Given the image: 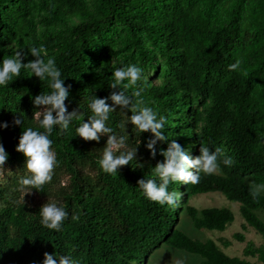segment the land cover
Returning a JSON list of instances; mask_svg holds the SVG:
<instances>
[{"label":"trees","instance_id":"obj_1","mask_svg":"<svg viewBox=\"0 0 264 264\" xmlns=\"http://www.w3.org/2000/svg\"><path fill=\"white\" fill-rule=\"evenodd\" d=\"M222 1L0 0V60L21 48L44 46L45 60L54 58L65 85H71L65 101L69 112L76 111L87 121L91 96L104 98L120 91L110 87L115 69L111 52L117 39L107 29L121 24L126 33L121 50L146 37L167 57L161 81L149 82L143 99L168 117L163 131L169 141H177L190 158L200 154L202 145L211 151L222 149L218 172L201 173L198 184H170L169 190L180 193L181 199L176 206H162L144 197L138 181L149 178L164 160L161 149L168 142H158L153 157L146 147L153 134L129 124L128 142L137 148V156L113 176L98 164L108 135L100 141L83 139L76 135L79 119L67 132L54 127L57 167L69 174V182L58 189L59 202L69 216L59 232L43 227L38 214L42 205L18 201L16 188L0 181V264H43L45 253L70 254L81 264H140L163 245L199 255L202 264H257L227 255L211 238H193L177 228L183 212L197 229L224 231L235 219L229 208L188 205L193 196L221 192L240 204L243 230L249 225L264 237V219L258 213L264 211V0L252 5L254 20L245 31L242 21L249 0H233L221 16ZM37 6L56 23L69 22L68 32L47 25L38 34ZM73 18L81 20L72 24ZM27 29L32 39L23 37ZM99 45L96 55L92 48ZM32 59L29 55L24 62ZM236 63L239 67L233 70ZM46 91L47 81L25 69L7 86H0V123L9 125L0 128V143L9 153L3 168L25 170V157L16 150L23 128L13 120L21 113L24 127L43 131L36 113L44 106H35L32 98ZM116 108L108 125L119 133L120 121L131 112ZM224 156L233 158L232 166L223 164ZM50 190L49 182L35 191L48 195ZM256 190L259 195L254 197ZM234 238L244 241L241 233ZM244 254L264 263V245L249 242Z\"/></svg>","mask_w":264,"mask_h":264},{"label":"clouds","instance_id":"obj_2","mask_svg":"<svg viewBox=\"0 0 264 264\" xmlns=\"http://www.w3.org/2000/svg\"><path fill=\"white\" fill-rule=\"evenodd\" d=\"M31 55L35 59L25 63V59ZM44 46H31L15 51L8 58L0 60V86H7L14 78L19 77L21 69L30 71L40 81H47L49 91L41 92L32 98L35 106H44L38 111L39 128L24 127V116L19 113L14 117L13 123L21 126L23 131L19 136L16 147L25 157V174L18 180L19 190L29 193L34 189L41 191L43 186L53 179L54 169L59 161L53 148L54 140L51 138L54 127L58 126L61 133L70 130L74 120L79 119L76 127V135L89 141H100L101 137L108 135L107 145L104 147L98 164L103 172L116 176L121 166L135 161L137 148L130 146L128 142L127 128L131 124L139 132H151L153 134L146 143L152 156L156 155L158 142H168L166 149H161L164 160L153 168L152 175L147 179L138 181L139 189L145 198L157 202L160 205L176 206L181 199L177 191H170L169 186L174 182L185 184H198L201 173L212 174L217 171L220 164L222 149L211 151L208 146L202 145L200 154L191 157L185 153L182 146L175 140L169 141L163 129L168 123V117L158 113L152 106L145 103L143 92L149 79L144 70L136 64H125L116 67L112 72L110 87L120 88L110 96L98 98L93 95L88 100L87 121L80 119L76 111L69 112L65 101L70 95L71 85H65L62 70L57 66L52 57H48ZM239 64L231 65L233 70ZM132 88L130 93L128 89ZM111 100L110 105L107 101ZM116 106L128 109L131 115L125 113V118L118 125L120 132L114 131L108 125L110 114L116 112ZM55 113V114H54ZM8 123H0V128L7 129ZM9 158L3 143H0V170ZM234 160L231 156H224L223 164L232 166ZM253 196L259 195V190L254 191ZM40 224L50 230L59 232L63 228L64 221L69 216L68 209L59 201H47L39 210ZM43 264H81V261L73 255L44 254ZM177 264H182L178 261Z\"/></svg>","mask_w":264,"mask_h":264},{"label":"rangeland","instance_id":"obj_3","mask_svg":"<svg viewBox=\"0 0 264 264\" xmlns=\"http://www.w3.org/2000/svg\"><path fill=\"white\" fill-rule=\"evenodd\" d=\"M232 1L233 0H223L221 2L218 7L221 16H223L229 9ZM255 1L256 0H249L245 9L242 21L244 31L251 26L254 20V18L250 16V11ZM91 8L94 11L93 6ZM94 16H96L95 13ZM34 17L36 21V32L38 34L39 31L47 25L54 26L57 31L68 32L70 25L69 22L56 23L54 19L50 17L46 11L40 9L39 6L35 9ZM80 20V18H73L70 23L77 24ZM107 32L117 39V44L111 52L112 63L115 68L125 64H136L144 70V74L149 79V82L161 81L159 74L167 67V57L162 52L154 50L150 39L145 37L138 45L127 50H121V47L126 40L125 26L121 24H112L107 29ZM23 37L27 40L32 39L33 33L31 29H27ZM100 46L101 45L92 48V51L96 55L101 49ZM142 52L148 53L153 57L146 58ZM25 171L26 170L17 166H7L3 168V170H0V181L16 188V199L18 201L29 203L31 205H43L47 201L52 202L60 200L58 189L69 182V174L65 170H60L58 167L54 169L53 179L50 182L52 190H50V194L48 195H41L35 190L24 194L19 190L18 180L25 174ZM216 172H218V169ZM260 189L262 190V188ZM188 205L195 206L198 209L206 207H226L234 213L235 219L227 225L224 231H209L195 228L190 217L186 213L180 212L177 224L178 229L184 231L193 238H199L202 240L208 238L213 239L219 248L231 257H240L257 264H264L258 259L244 254V249L249 242H252L255 246L264 245V237L249 225L243 230L242 225L245 224V221L241 215L239 203L228 200L221 192H209L189 198ZM258 213L264 219V211H259ZM236 233H241L243 235V242L234 238ZM178 261H182V264H202L201 256L189 254L185 251L168 247L166 245H163L156 250L148 259H143L140 264H177Z\"/></svg>","mask_w":264,"mask_h":264}]
</instances>
